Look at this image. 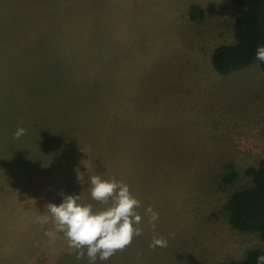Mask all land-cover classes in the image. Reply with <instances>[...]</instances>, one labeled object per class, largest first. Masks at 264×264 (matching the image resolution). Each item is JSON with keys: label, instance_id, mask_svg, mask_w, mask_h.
<instances>
[{"label": "rangeland", "instance_id": "1", "mask_svg": "<svg viewBox=\"0 0 264 264\" xmlns=\"http://www.w3.org/2000/svg\"><path fill=\"white\" fill-rule=\"evenodd\" d=\"M246 12L231 0H0V264H89L38 218L68 195L103 210L94 175L127 184L143 217V235L96 264H228L264 250L223 211L264 158V72L212 65ZM154 236L168 246L150 249Z\"/></svg>", "mask_w": 264, "mask_h": 264}, {"label": "clouds", "instance_id": "2", "mask_svg": "<svg viewBox=\"0 0 264 264\" xmlns=\"http://www.w3.org/2000/svg\"><path fill=\"white\" fill-rule=\"evenodd\" d=\"M257 61L264 63V46L256 50ZM27 130L17 127L14 139L25 135ZM90 194L94 201L106 205L103 210L94 211L92 204L80 203L79 196H64L63 202L58 206L49 203L47 215L38 219L41 223H48L49 218L54 223L55 232L45 234L53 237L56 232L63 233L68 247L76 252V259L87 257L89 264H96L97 259L107 261L118 252L129 248L136 238L143 235L140 227L143 217L138 211L141 201L130 191L127 184L118 182L115 178L102 179L94 175L90 180ZM149 216V223L153 231L159 214L152 206L145 209ZM168 239L154 236L149 248H166ZM138 257L142 253H137ZM257 264H264V255L257 258Z\"/></svg>", "mask_w": 264, "mask_h": 264}, {"label": "trees", "instance_id": "3", "mask_svg": "<svg viewBox=\"0 0 264 264\" xmlns=\"http://www.w3.org/2000/svg\"><path fill=\"white\" fill-rule=\"evenodd\" d=\"M231 1L247 12L235 21L236 43L216 48L212 55V65L221 75H229L256 63L264 72V63L256 59L257 48L264 46V0ZM189 16L193 22H199L203 18V11L199 6H192ZM224 169V182L233 183L238 175L234 166L226 164ZM246 174L253 178V185L233 193L223 211L233 229L258 233L264 242V158L257 168H250ZM262 255L263 249H252L242 261L228 264H257V258Z\"/></svg>", "mask_w": 264, "mask_h": 264}, {"label": "crops", "instance_id": "4", "mask_svg": "<svg viewBox=\"0 0 264 264\" xmlns=\"http://www.w3.org/2000/svg\"><path fill=\"white\" fill-rule=\"evenodd\" d=\"M257 64V63H256Z\"/></svg>", "mask_w": 264, "mask_h": 264}]
</instances>
